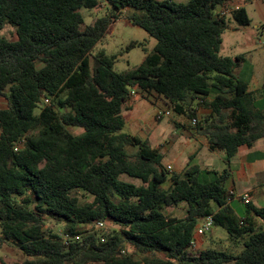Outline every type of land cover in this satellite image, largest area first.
<instances>
[{"label":"trees","instance_id":"16d2710c","mask_svg":"<svg viewBox=\"0 0 264 264\" xmlns=\"http://www.w3.org/2000/svg\"><path fill=\"white\" fill-rule=\"evenodd\" d=\"M234 1L0 0V31L17 33L0 35V246L24 255L0 264H264V208L245 204L239 216L226 187L239 147L264 138V111L236 74L245 57L220 53L229 22L217 10ZM101 5L117 13L86 25L82 10ZM121 13L157 43L118 72L117 56L92 51ZM230 16L251 22L242 6ZM132 90L196 118L191 130L225 152L226 168L190 158L169 171L158 149L124 131ZM200 107L210 113L198 119ZM180 206L182 217L168 213ZM209 215L240 253L191 249Z\"/></svg>","mask_w":264,"mask_h":264},{"label":"crops","instance_id":"0c3cea01","mask_svg":"<svg viewBox=\"0 0 264 264\" xmlns=\"http://www.w3.org/2000/svg\"><path fill=\"white\" fill-rule=\"evenodd\" d=\"M181 1L188 2V0ZM234 4L247 10L251 22L247 25H239L229 15V27L223 34L221 52L230 53L229 55L222 54L223 56L237 57L243 55L245 57L236 69V74L248 81V91L254 95L255 105L264 111V19L258 18L253 24L250 10H254L257 14L262 3L260 0H235ZM148 106L155 108L152 117L143 116V111ZM159 111L173 113L171 108H166L164 100L153 102L143 98L138 93L132 97L128 103V108L123 112L125 117L124 131L148 141L149 144L152 143L155 138L153 132L158 126L156 121L160 120L157 118ZM209 113V109L200 107L197 111V117L201 119ZM164 118L165 116L162 119ZM174 124L175 126L170 129L172 140L169 149H162L159 145L150 144L163 155L162 162L165 167L170 165L175 172H180L192 158V162L198 164L202 169L222 172L226 168L225 152L219 149L212 150L207 137L202 132H195L189 128L193 125L192 121H188L184 115L176 114ZM165 131H161L158 136L162 142L167 138L162 137L167 132ZM226 187L229 191L235 192L230 202L231 206L234 199L243 202L239 195L249 192L252 196L251 204L256 208H264V138L257 140L251 147L247 145L239 147L231 163ZM176 209L178 208H174L168 213L179 216L175 212ZM233 209L239 215L234 207ZM200 240L202 239H199L200 246H204L205 239L202 242Z\"/></svg>","mask_w":264,"mask_h":264},{"label":"rangeland","instance_id":"374dc122","mask_svg":"<svg viewBox=\"0 0 264 264\" xmlns=\"http://www.w3.org/2000/svg\"><path fill=\"white\" fill-rule=\"evenodd\" d=\"M174 1L182 2L181 0H174ZM260 3H262V7L260 10H258L259 12H257V14L254 12V10L252 11V9H250L251 16L253 18V24L256 23L258 18L264 19V0H260ZM82 11L86 25L93 23V21L98 17H102L112 13H117V11L115 9H112V7H110L109 5H101L99 7L92 9H83ZM130 16H131L130 13H121L118 16V19L113 22L109 31L106 33L105 37L101 40V42L97 44L95 49L92 51V56H96L100 52L105 53L109 57L117 56L115 69L118 72L126 71L128 69L140 65L144 60L146 53L150 52L157 43V40L154 37H152L150 34H148V32H146L144 29L132 25ZM227 19L229 20V18ZM0 35L5 36L10 40L17 39L16 30L11 25H8L6 28L0 31ZM132 43H136V45L131 46ZM220 53L221 55L230 54L224 52H220ZM6 107H7L6 99L0 97V109ZM166 108H171V107L166 105ZM154 110L155 108L153 106H148L146 109H144L143 116L146 115L152 117L154 114ZM37 111L39 110L37 109ZM176 114L177 113L173 110L171 116H165L164 119H160L156 121L158 123V126H156V129L153 132L155 138L152 141V143H150L151 145L152 144L159 145L162 149L165 148L169 149L172 140L170 129L172 126H175L174 117H176ZM186 118L188 121H191V118L189 117ZM74 130L77 132H81V130L77 128H75ZM164 130H166L167 132L165 131L166 133H164L162 137L163 138L167 137V138L164 142H162L161 139L158 138V136L161 133V131L163 132ZM166 168L169 171H174L172 168L169 169L168 166H166ZM124 179L135 182L137 184L141 183L140 180L133 179L130 177L124 176ZM232 206L236 209L239 215H244V213L246 212L245 203L239 201L238 199H234L232 201ZM171 210L173 211V209ZM175 212L177 215L183 216L185 214V208L180 206V208L176 209ZM113 228L114 225L108 223L109 231ZM58 229H62V228L60 226L55 227V231H57ZM89 229L96 230L94 226H89ZM0 235H1V229H0ZM200 239L202 240L205 239V243L204 246L201 245L198 247L197 249L198 251L206 248H216L219 250L228 251L233 254H238L243 249V245L241 241L238 242L232 240L230 238L229 233L222 227L214 228L213 232L212 231L208 232L205 237H202ZM202 240H200V242H202ZM23 258L24 255L17 246L8 243H3L0 246V259L7 260L9 262H19Z\"/></svg>","mask_w":264,"mask_h":264},{"label":"built area","instance_id":"2783aa9c","mask_svg":"<svg viewBox=\"0 0 264 264\" xmlns=\"http://www.w3.org/2000/svg\"><path fill=\"white\" fill-rule=\"evenodd\" d=\"M238 8V6L236 4H230L228 7L226 8H219L217 10V13L224 16V15H230V13L234 10ZM132 96H136L138 93L135 91V90H132ZM171 114L170 111H166V112H163V111H159L157 112V118L158 119H162L164 116H169ZM197 122V119L196 118H193L192 119V123L195 124ZM169 169H171L172 167L169 165L168 166ZM230 194L232 196L235 195V192L234 191H230ZM239 198L245 203V204H249L251 203L252 201V196L249 192H244L242 193L241 195H239ZM215 228V224H214V218L212 215H209L207 217H205L202 222L198 225L196 231H195V235H194V238L192 239V242H191V249L192 250H197L198 247L200 246L199 244V239L202 238V237H205L206 234L208 232H211L213 231ZM97 229L98 230H101L102 232L106 233L108 232V226L107 224L104 222V221H99L98 224H97ZM65 238H66V242H67V239H68V236L65 235ZM101 241L104 242L106 241V237L103 235L101 236Z\"/></svg>","mask_w":264,"mask_h":264}]
</instances>
